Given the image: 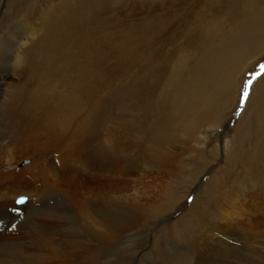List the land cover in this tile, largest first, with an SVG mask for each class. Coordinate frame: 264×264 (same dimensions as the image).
I'll return each mask as SVG.
<instances>
[{
	"label": "bare ground",
	"instance_id": "obj_1",
	"mask_svg": "<svg viewBox=\"0 0 264 264\" xmlns=\"http://www.w3.org/2000/svg\"><path fill=\"white\" fill-rule=\"evenodd\" d=\"M8 1L6 10H10L0 23V220L5 224L0 232V264H133L145 250L144 260L188 264L185 256L165 251L157 239L162 222L176 228L172 217L178 216L179 209L180 215L189 214L198 221L179 217V233L174 234L179 241L185 234V241L196 249L200 261L194 264H264L263 244L247 234L264 202V168L253 167V155L251 165H238L242 180L232 178V148L247 134L234 131L229 136L232 130L227 128L218 131L236 105L245 74L258 62L248 59L256 52L251 44H264V0H236L226 12L229 25L222 15H211L210 26L202 30V42L192 40L162 53V72L155 87L137 92L140 108L158 122L151 136H145L129 116H122V104H118V116L101 108L99 64L92 66L97 76L88 83V93L78 94L82 86L70 87L77 83L70 82V73L74 67L79 71L74 59H79L78 52L87 49L91 56L86 59L95 63V38L90 35L92 42H85L89 37H83L84 17L90 19L98 8L109 10L126 3L123 12L130 20L135 4L141 2L153 5L149 14L162 7V22H172L177 17L166 8L187 11L201 1L72 0L80 5L67 10L71 5L61 3L60 16L52 5L44 8L42 0H25L24 7L19 0ZM145 11L143 7L138 14ZM123 12L117 14L119 21ZM121 46L119 52L125 56L132 51L140 56L144 49L140 44ZM27 71L35 83L32 89L7 82L9 76L21 77ZM252 103H258L264 114V73L254 83L240 123L252 118L247 110ZM28 141L47 150L37 153L20 171L12 163L18 144L24 148ZM206 158L215 163V173L220 175L210 176L208 187L203 178L210 171L197 178L207 167L198 168L199 159ZM177 173L182 181L172 182L169 175ZM173 183L189 188H176ZM190 188L193 198L185 200L180 193L188 195ZM17 196L27 200L19 208L13 205ZM174 208L177 213H170Z\"/></svg>",
	"mask_w": 264,
	"mask_h": 264
},
{
	"label": "rangeland",
	"instance_id": "obj_2",
	"mask_svg": "<svg viewBox=\"0 0 264 264\" xmlns=\"http://www.w3.org/2000/svg\"><path fill=\"white\" fill-rule=\"evenodd\" d=\"M5 1H7V0L0 1V23H1V20L4 18V14L7 12V10H10V8H7V10H6ZM9 1H8V3H9ZM34 1H36V0H34ZM63 1H65V0H61L60 3L58 0H53V1L42 0L41 4H43L44 8L48 7L49 5H52L51 8H52V10L55 9L53 12L57 16H60L61 13L63 12V11H61L62 8L59 7L61 3H63V4L66 3V4L71 5V6H66L64 8L67 10L69 8H71L72 6L75 7L76 5H80L79 3L77 4V2L73 4L72 0H67L66 2H63ZM198 1H201L200 6L198 5L199 7H194L193 9H189L187 11L185 9L180 11L177 9L166 8L165 10L167 12H171L170 15L177 17L172 22L168 21V20L165 22H162V7H160V8L158 7L155 12H153L152 14H149V13H147L148 11H154V10H152L154 8L153 5H149L150 3L149 4L148 3L140 4L141 2L137 3L138 7L135 4V10L132 14V19H134V20H132V19L128 20L126 14L123 12V9L125 8L126 3L123 6L114 7L113 9L110 8L109 10H106L104 8H98L97 9L98 12L96 10L93 14H91L92 16L90 17V19L89 18L87 19V17H84L85 21L83 20V24H82L83 27L82 28L84 30L83 34H86V36L83 34L82 35H83V37H89V38H85L86 39L85 42L88 44H90L92 42L91 40L93 37L95 38V40H94L95 43L93 44V47H94L93 49L98 54H96L94 52L96 55V58H94L93 61L95 63L90 64L91 60L86 59V58H88V56H91L87 52L88 51L87 49L84 51V48H83L81 50L82 52L77 53V55H79L80 57H79V59L78 58H74V59H75V63L79 64L80 67H79V71L76 69V67H74L75 70H73V72L70 73V78H72L70 82L77 80V83H71L70 84V87L72 88V90L75 88L76 89L79 88L78 94H80L82 90H86V93H88L89 89H86V88H88V83H91L93 80H95V77L97 76V73H98L99 78H97V83L99 85L98 88H100L99 89L100 92L97 96H100L99 97V105L101 106V108H104L105 110L108 109L109 110L108 112L110 113V115L118 116V115H120V113L117 112L118 111L117 107H118V104H122V108H119L121 110V112L124 110L122 112V116L123 115L129 116L128 119L134 120L135 126L138 129L140 127V129L142 130V132L145 136L153 135L155 133V130L157 127L156 124L158 122L156 121V123H155V121H152L151 117L148 115H145L146 112L140 108L139 100L137 99V92L140 93L141 92L140 90H142L143 93H146L155 87L158 76H159L160 72H162V53L171 52L172 50L178 49L181 46L184 47V45H186L187 42L192 41V40L193 41L196 40L197 42H202L204 40V38H203L204 35H203L202 30L204 31V29L205 30L207 29L206 25H208L207 23L210 20L212 22V18H209V17H211V15H213V17L215 15L216 16L222 15V17L228 19V21H229L228 25H229L230 20L228 18V15L226 14V12L232 7V4H234V2L236 0H233V1L232 0H203V1L198 0ZM19 2H20L19 5L22 7H24L27 3V2H25V0H19ZM158 3H156V4H158ZM55 5H57V6H55ZM14 7H17L16 3H14ZM143 7L146 11L143 12L140 16L138 13L140 12L141 9H143ZM137 10H139V11L136 12ZM120 12H123V13H121V15L119 16V18H120V21H119L117 14ZM223 14H224V16H223ZM23 15H25V14L23 13L22 16ZM18 16H20V15H18ZM10 17L13 18L14 13H11ZM135 20H136V22H134ZM208 26H210V25H208ZM202 27H204V28H202ZM120 30H122V31L124 30L125 32L120 33L119 32ZM138 30H140L139 31L140 33L143 32L144 34L139 35L140 33L137 32ZM90 35H92L91 39H90ZM121 36H123V37H121ZM147 38H149V39H147ZM122 40H124V41L121 42ZM139 41H140V43H139ZM257 41H260V40H257ZM121 44H125V45L128 44V45H131L134 47L138 46V44H140V46L144 45V49L140 51L142 53V54L140 53L141 54L140 56H139V52H133V51L130 52L129 54H127V56H125V55L121 54V52H119L122 49ZM260 44L262 46L259 47ZM252 46H254V47L252 48ZM250 47L253 49V52L254 51H256V52L253 54L254 56L252 58L248 59V61H250L251 59H257L258 62H255L256 63L255 67L252 70H250V73L245 74V79L242 83V89L238 93L239 98H237L238 100L236 101V105L233 106L234 108L232 107L233 108L232 112L230 113V115L227 116L229 118H227L228 120H227L226 125L220 126L219 127L220 129L218 128L219 133H222L224 128H227L228 131L232 130V131L228 132L230 134L229 136H232L234 134V131L235 132L239 131L237 133V135L241 132H243V133L246 132V134H247V137H245L244 139L242 138V139L238 140L236 147L232 148L233 153H235V154H233V156H231L229 158V162H231L230 165H233V168H234L233 172H232L234 175L232 176V178L235 177L234 178L235 180L240 179V178H242L241 176H243V174L241 172H239L240 168H238V167L243 166V165H247V164L249 165V163L251 165L252 164L251 158L253 155H254L253 160L256 163V164H254V163L252 164L253 167L256 168L257 170H259L260 168L261 169L264 168V133H263V128H262V126H263L262 116L264 117V114L260 113L262 111L260 110L258 103H256V104L252 103L253 105L251 104V109H250V107L247 108V110L249 111V116L250 115L252 116V118H250V120H249V117H247L248 119L246 118L243 123H240L238 121L239 117L244 113L245 106H246V104L249 103L250 98L253 94L254 83L264 73V49H263L264 44L261 42H256V43L251 44ZM257 47H259V48L256 49ZM251 48H250V51H252ZM8 53L9 52L7 51L6 54H8ZM259 53L261 56L259 55ZM80 58L84 60L83 63L81 61L80 62L78 61V60H80ZM62 64L64 65L65 62H63ZM98 64H99V67L97 70H100V71L95 73V72H93L94 68H92V66L93 67L98 66ZM67 67L71 68V65L70 66L67 65ZM135 67H136V69H133ZM65 72L68 73L70 71L68 69H66ZM83 72H84V74H82ZM142 72L144 74L142 76H140ZM21 75H22L21 77L9 76L7 78V82L10 85L11 84H17L18 86H22L25 84L26 88L32 89L34 87L35 83H34V81H31L30 72L27 71V73H21ZM86 76H88V77L90 76L91 79L87 78ZM79 81L81 83H78ZM78 86H82V87H78ZM7 87H8V85L5 86V88H7ZM92 93L93 92H90L89 95L93 96ZM245 93H247V95H245ZM0 97H1V95H0ZM120 99H121V101H120ZM86 102H88V99H86ZM254 108L256 110H253ZM129 110H130V112H129ZM146 110H149V109H146ZM131 111H133V112H131ZM254 112H255V114H254ZM253 117H255V118H253ZM144 123H145V125H144ZM138 125H140V126H138ZM147 126H148V128H147ZM243 133H242V135H243ZM27 143H28V145L25 146L24 148L21 147L22 145L20 146L21 143L18 144L19 151L14 156V161L12 163V167H16L20 171H22V168L30 165L31 161L33 160V157L36 156L37 153H40V152L44 153L47 150L46 146H42L35 141H33V142L28 141ZM212 145H213V143L211 144V147H213ZM15 146H17V145H15ZM244 151L246 152L245 156H243V154H242ZM239 152H241V153H239ZM186 155H187V153H186ZM19 160H20V162H19ZM207 160H208L207 158H206V160L205 159H199L200 163L198 165V168L202 169L205 164L207 167H205L206 168L205 171H203L202 174H198V177H197L199 179L206 172L210 171L209 175L207 177H205L206 176L205 175L203 178V180H205L203 182V185L205 184L204 185L205 187L209 186V183H206V182L210 176L215 175L214 177L217 176V178H219V176H220V175L215 173V167H216L215 163L212 162V160H208V162H207ZM244 161H246V162H244ZM241 162L242 163L244 162V163L242 164ZM243 167H245V166H243ZM198 168H197V170H200ZM26 170L27 169H25L24 171H26ZM237 171H238V174H237ZM181 175L182 174H180V173L173 174L171 176L169 175V179L172 180V182L173 181L174 182H176V181L180 182V181H182ZM229 176H230V174H229ZM240 180H242V179H240ZM196 183H197V181H196ZM184 185H181L182 188L188 190L189 187L184 186ZM172 186L173 187L176 186V188L181 187L180 183L176 184V185H174V183H173ZM215 190L218 191L216 193L219 196V194H220L219 188L216 187ZM190 193L194 194L193 188H190V190L188 191V195H187V193L184 194L183 191H182V194L180 193V195H182L185 198V200H187L190 197L193 198V196ZM183 197H181V198H183ZM248 197H250V196H248ZM25 200H26V197H24V196L15 197V199L13 200L14 207L19 208L20 206L24 205L27 202V200L26 201ZM19 201H23V202L21 203ZM182 203H184V202H182ZM247 204L248 203H246L245 206L249 209ZM250 204H251L250 209L253 210V208H254L253 204L254 203H252V200L250 201ZM178 206H179V204H178ZM177 207H175V208L177 209ZM205 207H207L206 204H205ZM260 207H261V209H259L258 215L253 220L255 222L250 220V222L251 221L253 222L254 228L250 229L251 232H247V234L248 235L253 234L254 239L255 240L258 239V241H260L264 247V241H262V239L264 240V233L262 232L263 231L262 229H264V202L261 203ZM175 208L172 209V211H170V213L176 214L177 212H176ZM2 210H4V208ZM210 210L212 211L213 209L210 208ZM228 210L229 209H226L225 212H228ZM177 211H179L178 216L172 217L173 221L177 220L176 221V223H177L176 228H172L171 225L169 226V225H167V223L162 222V225H161L162 231H160V233H159L160 235L158 234L159 238L157 237V239L162 241L163 246L165 247L164 250L166 249L165 251H167V249L169 251V249H170L171 253H173L174 255L179 254L180 258L182 255L185 256V258L188 261V264H194L195 262L200 261V259H199L200 257L198 256L196 249L193 248L192 244H190L189 242L187 243V241H185V238H186V236H184L185 234H182V236H180V238L181 237L184 238L183 241L176 240L174 234L176 233V231H178L180 229V227H179L180 224H178L179 223V220H178L179 217L180 218L184 217V219L188 220L189 222L195 220V222L198 223V221H197V219L194 218V216H191L189 214L180 215L181 214L180 209ZM250 222H249V224H250ZM257 225H258V227H257ZM260 226H262V227H260ZM246 229L249 230L248 226ZM258 229H261L262 231L258 230ZM259 231H260V233H259ZM169 232L172 234H170ZM178 233H179V231H178ZM255 233H256V235H255ZM259 236L261 239H259ZM168 244H172V245L170 247H168ZM180 245H181V247H180ZM142 253H143V254H141L142 257H139L138 260H136L137 262H134L133 264H158L157 262H155L156 260H152V259L149 260L147 258H145L146 261L144 260V255L146 256L148 254L147 250H145ZM195 253H196V255H195ZM156 255H157V257H159V253H157ZM150 256L152 257L153 255H150ZM154 257L155 256H153V258ZM161 259H164V255H161ZM147 260H149V261H147ZM197 260H199V261H197ZM201 262L203 263V260H201ZM177 263H178V261H176L172 264H177Z\"/></svg>",
	"mask_w": 264,
	"mask_h": 264
},
{
	"label": "snow or ice",
	"instance_id": "obj_3",
	"mask_svg": "<svg viewBox=\"0 0 264 264\" xmlns=\"http://www.w3.org/2000/svg\"><path fill=\"white\" fill-rule=\"evenodd\" d=\"M245 95H247V93H245ZM19 202H21V203H22L23 201H19Z\"/></svg>",
	"mask_w": 264,
	"mask_h": 264
}]
</instances>
